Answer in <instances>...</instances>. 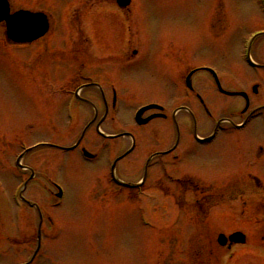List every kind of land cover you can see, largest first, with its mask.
<instances>
[{
    "label": "rangeland",
    "instance_id": "374dc122",
    "mask_svg": "<svg viewBox=\"0 0 264 264\" xmlns=\"http://www.w3.org/2000/svg\"><path fill=\"white\" fill-rule=\"evenodd\" d=\"M54 2L60 4L61 0ZM11 3L14 11L34 12L36 0ZM133 8L134 45L139 55L134 72L128 77H133V81L123 86L130 96L118 103L116 123H110L117 127L104 131L131 134L134 138V154L119 162L115 173L126 183L138 184L149 153L161 144L166 145V141H174L173 128L163 121L145 128L135 123L137 111L149 103L171 107L169 87L164 84H179L176 89L181 92V75L173 64L174 52L178 53L182 75L194 67H211L232 89H249L260 84L264 91V73L248 67L242 47L245 38L264 30V15L257 0H134ZM115 21V18L104 19L99 30L104 34L117 31ZM53 25L55 35L50 33L43 43L39 42L40 46H47V51L34 44L11 50L0 35V138H3L1 134L7 136L5 143L0 139V212L14 214L16 233H24L19 216L27 215L26 208L23 204L15 205L7 196L8 189L15 193L19 186V181L12 177L18 173L15 169L12 172L11 167L22 151L18 143L43 145L26 160L35 176L26 194L56 227L52 238L54 229L47 220L43 221L47 241L41 243V256L36 264H264V242H261L264 207L259 217L252 212L264 199V155L257 159L258 147L264 148V98L253 102L254 108H260L259 120L239 134L230 132L221 136L210 146L198 145L191 133L184 131L182 160L173 173L188 176L204 189H214L210 194L215 203L211 214L201 218L188 207L180 210L181 200L176 199V203L173 198L178 188L170 187L164 195L159 189L161 172L156 170V161L153 162L156 171L143 193L140 189V193L136 191L138 195L135 192L114 195L109 182L114 163L106 150L101 149L95 130L87 129L85 147L93 154H100L99 161L88 162L79 151L67 153L53 148L73 146L82 136L86 120L91 118L85 105H68L69 97L56 96L63 85H72L78 68L73 64L68 71L64 61L62 18H56ZM254 52L255 48L252 59L263 63L264 48ZM210 78L207 74L198 75L194 85L207 98L212 112L217 116L222 108L227 109L225 114L230 109H241L242 102L223 99L213 92ZM172 97L175 103L190 101L184 95ZM78 111L85 120L82 119V124L75 120ZM199 115L200 126L206 127L208 123ZM209 130L200 129L199 136L210 133ZM130 141L120 139L115 144L123 153L130 147ZM15 153L18 155L14 156ZM250 175L261 182L258 188L250 181ZM55 185L64 195L58 205ZM182 196L186 202L194 201L187 194ZM32 215L34 221L29 227L35 235L41 217L35 211ZM205 221L209 226H204ZM209 231L216 232L208 234ZM236 231L249 235L247 247H235L231 251L236 256L234 261L230 262L226 252L220 250H214L213 254L216 260H224H211L206 238L216 240L221 233L229 235ZM33 248L35 252L36 242ZM25 249L22 245L21 250ZM193 255L197 257L194 261ZM22 258H27L24 251L15 254L11 248L5 253L0 250V264H15Z\"/></svg>",
    "mask_w": 264,
    "mask_h": 264
},
{
    "label": "flooded vegetation",
    "instance_id": "af4514ba",
    "mask_svg": "<svg viewBox=\"0 0 264 264\" xmlns=\"http://www.w3.org/2000/svg\"><path fill=\"white\" fill-rule=\"evenodd\" d=\"M11 1L12 0H9L10 3ZM38 1H40L41 4L37 3ZM54 1L55 0H36L34 12H43L47 15L50 23L49 33H53V35H55V31L53 30L54 21H56L58 17L62 18L65 26V33L63 35L64 61L68 66V71L71 70L70 68L73 64L78 68L76 76L71 80L74 84L72 83L71 86L67 84L63 85V88L59 90L60 94L56 96L68 97L69 95H73L77 98V103L83 104L88 108L91 118L86 120L87 124L83 132L87 133V129L95 130L96 136L101 142V149H109V151L107 150L109 152L108 155L116 159L120 157V155H124L128 150L120 153V150L115 144L119 139L114 138L117 134L105 132L104 129L107 128L110 130L113 127H117L111 124L116 123L115 118L118 113V103L120 101L124 102L125 97L129 98L130 96L129 92L126 91L123 86L129 85V82L133 81V77H128L130 73L134 72L135 60L139 55L138 48H135L134 45V0H131L129 4L121 0H61L60 4ZM41 6H46L47 9H40ZM55 12H62V14H55ZM111 18H115L116 20L115 26L117 27V31H110L104 34L99 30L102 26V22L104 19L110 20ZM107 34L111 36L105 38ZM102 38H105V41H103ZM41 41L43 43L45 40L37 41L34 45L39 44ZM40 47L47 51V46L44 45ZM254 48L255 52L261 51L264 48V36L259 37L255 41V45L252 46V49ZM169 55L172 56V51ZM173 57L175 71L179 72L181 75V92H179V89L178 91L176 89V85L178 87L179 84H164L165 87H169L168 89L171 96L168 97V99H171L173 104L171 107L159 102L147 104H157L161 106L162 109H154L146 113L144 115L146 118L157 115L161 117L153 119L147 125L141 126L140 128L151 126L156 121H163L173 128L175 137L173 143H168L166 141V145L161 144L157 150L155 149L156 151L154 150L149 153L145 165L143 166V176L146 170H148L144 185L148 184L149 178L154 171L160 170L161 173H159L158 182L162 184V187L167 188L170 182L176 183L179 190L181 189L182 194H187L191 198L194 197V201L190 202V204L198 206L196 209L203 213H207L214 205L212 200L213 197L210 196L209 193L205 194L204 191L200 190L198 183L188 178V176L182 174L175 175L173 173L177 170V166L180 165L179 163H181L182 160L181 146L185 138L184 131L185 133L190 132L194 141L203 147L212 145L221 136L227 135L230 132L239 134L245 131L253 122L260 119V115L258 114L260 108H254L253 102L262 101L264 98V91L260 84H254L249 89L246 87H242L243 89H235V87H233L232 89L224 80L210 78L208 82L213 85V92L219 97L230 101L236 100L239 103L242 102V107H240L241 109L238 108V111L230 109L232 111L225 114L227 113V109L222 108L221 113L216 116L207 103V98L205 99L203 94L194 85V78L196 79V77L201 74H196L190 79L189 83L191 88H188L187 85L185 87L184 82L194 69H189L182 75L181 63L178 61V53L175 54L174 52ZM255 63L259 67V70L264 73V62ZM92 70L94 72H91ZM120 76L121 82L118 83L117 78ZM184 87L185 91L189 93L186 94V96L190 101L175 103L172 96L177 99L179 95H184ZM229 93H242V95H229ZM181 99L182 98H180V100ZM190 102H192V105ZM199 113L206 123H208L206 127L202 124L200 126ZM78 114L79 121L82 124L85 120L80 116V111H78ZM222 114H225V117L222 116ZM237 119L240 120L239 123L235 122ZM205 128L207 130L211 128V130H209L210 133L199 136V130ZM130 137L131 134H128L121 139L131 140ZM209 138H212L209 142L200 141ZM85 139L86 136H84L81 145L75 149L74 152L78 151V149L80 151L87 149L85 147ZM257 151V159L261 160L264 155V148L262 145L258 147ZM134 152L135 151L124 159L134 154ZM33 153L34 151L29 152L21 161L24 168L19 167L18 171L20 174L16 175L14 173L12 175L17 181H19L21 176L26 177L25 184L20 183L21 188L18 192L27 211V215L24 217L19 216L20 220L23 221L24 233L21 235L16 233L14 225H17V223H15L16 218L14 214L9 216L6 212H0V250L5 253L8 248H11L15 254L24 251L25 256L27 255L26 259L22 258V260L15 264H34V229L29 227V225L32 224L31 221H34L32 215L34 211L37 214L39 213L41 217L40 227L42 236L45 234L43 231V226L45 224L43 222L44 220H47L53 229L55 228L53 220L51 218L45 219L42 212L40 213L39 209L34 207V201H30V198L27 197L26 194L34 183V172L26 164L28 156ZM20 155H22V153H20ZM100 158H102V156L96 154L90 160L91 162H96L99 161ZM17 160L18 158L16 162ZM155 161L158 166L156 170L154 169L155 165L153 163ZM11 168L12 172H14L13 166ZM248 177L256 187L260 186L259 179L256 176L250 175ZM8 191L10 195L7 194ZM8 191L6 188L7 196H10L11 202L14 203L12 192L9 189ZM262 199L263 198H261V202L257 204V210H255V213L259 215L262 214L260 209L264 207L262 205V202H264ZM4 202L7 206V201L5 200ZM22 245L26 246L25 250H21Z\"/></svg>",
    "mask_w": 264,
    "mask_h": 264
},
{
    "label": "water",
    "instance_id": "95a60500",
    "mask_svg": "<svg viewBox=\"0 0 264 264\" xmlns=\"http://www.w3.org/2000/svg\"><path fill=\"white\" fill-rule=\"evenodd\" d=\"M3 21L7 23V39L17 44H30L43 37L48 31V23L44 15H34L30 12L10 15V8L6 0H0V23ZM229 241L231 244H245L246 237L242 233H236L229 237ZM227 242L228 239L224 235L219 237L221 245H225Z\"/></svg>",
    "mask_w": 264,
    "mask_h": 264
},
{
    "label": "trees",
    "instance_id": "16d2710c",
    "mask_svg": "<svg viewBox=\"0 0 264 264\" xmlns=\"http://www.w3.org/2000/svg\"><path fill=\"white\" fill-rule=\"evenodd\" d=\"M207 245H208V244H207ZM208 246H209L210 248H212V249H214V247H215V246H210V245H208Z\"/></svg>",
    "mask_w": 264,
    "mask_h": 264
}]
</instances>
